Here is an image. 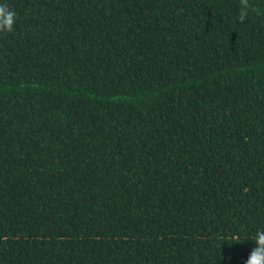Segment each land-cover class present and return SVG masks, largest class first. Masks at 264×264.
<instances>
[{
    "label": "trees",
    "instance_id": "1",
    "mask_svg": "<svg viewBox=\"0 0 264 264\" xmlns=\"http://www.w3.org/2000/svg\"><path fill=\"white\" fill-rule=\"evenodd\" d=\"M247 3L241 22L243 0H0V264H246L264 229Z\"/></svg>",
    "mask_w": 264,
    "mask_h": 264
},
{
    "label": "clouds",
    "instance_id": "2",
    "mask_svg": "<svg viewBox=\"0 0 264 264\" xmlns=\"http://www.w3.org/2000/svg\"><path fill=\"white\" fill-rule=\"evenodd\" d=\"M244 6L239 13V20L243 22L249 15L250 5L247 0H243ZM252 12H256L255 8H251ZM17 15L14 10L10 9L6 4H0V33H12L15 29ZM256 247L251 251L246 264H264V229L258 230L253 238ZM238 241V238H237Z\"/></svg>",
    "mask_w": 264,
    "mask_h": 264
}]
</instances>
